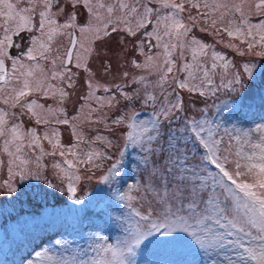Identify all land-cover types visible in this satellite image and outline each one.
<instances>
[{
  "label": "rangeland",
  "instance_id": "1",
  "mask_svg": "<svg viewBox=\"0 0 264 264\" xmlns=\"http://www.w3.org/2000/svg\"><path fill=\"white\" fill-rule=\"evenodd\" d=\"M65 1L68 2L67 5L65 3V6H68L65 10L61 7L64 3L56 5L53 0L52 7L46 10L51 19L56 21L55 25L49 26L56 29L51 40H48L46 35L41 36L38 30L39 12L45 10L40 0L32 5L35 11L31 13L33 20L31 31L25 28L16 35L15 29L20 22L19 18L6 23V18L0 17V40H3L6 34V27L9 29L7 35L12 36V46L6 47L5 53L17 47L22 35L25 40L19 54L5 56L9 59L6 67L8 79L0 81V109L9 113L6 118L9 126L16 123L22 126L24 132L35 131L41 137L40 145L43 148V154L40 147L29 148L27 138L25 139L22 156L30 161L28 167L33 174L38 172L40 178L36 179L34 175L23 180L19 176L12 178L11 182L17 191L9 194L7 189L2 187L10 178L7 172L9 157L3 152L4 138L0 137V160L4 162L0 164V257L4 261H7L9 249L17 252L31 242L30 238L38 228L50 224L54 218L62 214L72 215V212L80 217V223L76 225L82 229V232L75 235V232L66 227L64 222L54 219L53 224L57 225L59 230L36 248L24 264H61V261L71 264L74 258L77 261L83 259L78 253L81 249H92L97 237H107L108 242L113 244L123 238L122 222L130 214L131 209L127 207V201L118 199V194L129 192L130 186L135 193V188L147 180L145 159L149 160L147 168L151 169L149 154L139 146L134 147L128 139L129 133L139 134L140 128L133 129L129 124L139 125L140 122L154 119L160 108V102L165 97L173 98L174 88L175 92L184 99L188 109L185 115L189 118H200V113L204 110L206 118L219 121L221 117L227 116L228 111H234L233 116L227 117L232 123L238 124L246 131L264 129V119L252 117L254 108L259 109L258 107L264 104V56L256 54L264 51V48L255 43L259 40L255 29L252 37L228 35V31L236 27L246 31L249 25L264 21V15L254 7L256 0H246L243 3V18L233 7L242 0H173L184 5V10L180 12L163 7L160 0H122L129 5V9L119 8L121 0H90L91 12L88 7L82 5L83 2L80 4L83 7H80L78 4L73 6L71 0ZM11 2L17 3L18 0ZM249 3L253 6L249 7ZM193 4L198 7H193ZM145 5L153 11L145 20V27L138 28L137 21L143 18ZM217 5H226V7H217ZM29 6L28 0H19V7ZM109 6L114 8L112 13L107 10ZM131 7H135L137 12L131 13ZM70 14L76 18L77 26L68 29L60 27L70 22L68 20ZM172 14H177V18L189 29L186 35L179 38L174 32L172 35H165L170 29L166 27L168 22L163 18ZM24 15L28 14L24 13ZM80 18L83 22L79 21ZM109 20L112 21L107 29L109 36H104L101 31L99 33L101 38L96 39L95 31L85 33L79 31L81 26L88 28L89 22L93 29L102 28ZM113 25L117 28L116 32L111 31ZM128 27L135 31L134 36L128 33L126 30ZM71 29L75 30L77 34L75 40L78 42L73 47L71 63L65 64L63 63L65 47L68 45V33ZM157 35L160 39L156 38ZM34 37L39 38L36 45L32 44ZM193 40L207 45L208 55L198 56L199 62L204 67L211 68L212 52L220 53L229 62L227 69L217 67L211 70V84L206 81L201 84L199 79L192 81L205 92L204 96H200L197 92L190 93L187 89H179L173 83L174 80L178 83L187 77V73L183 70L186 63L195 65L192 60ZM40 43L45 45L44 49H39ZM81 43L90 51L85 52L84 48L80 47ZM248 43H253L251 51L248 49ZM165 44L169 47L165 48ZM28 48L39 49L33 53L35 59L28 58ZM240 52L244 55H240ZM77 53L83 58L81 67L76 66ZM149 57L152 59L149 60ZM13 59L25 66L20 69L18 64L15 76ZM165 60L172 61V64L166 65ZM222 63L217 61L218 65ZM245 65L248 66L249 71H246ZM168 66L173 67L172 73H166ZM29 70L33 73L28 77L33 87L35 82L40 80L44 88L33 90L22 98L21 103L35 100L38 105H43V109L36 111L40 112L42 117H46L49 123L38 124L36 118L28 113L26 108L19 106L12 108L2 102L3 98L11 93L12 88L21 85L23 77L16 79L19 73ZM192 70L196 71L195 66ZM162 73L167 75V81L161 82ZM196 74L203 77L202 72ZM234 76L240 78L243 87L236 85L233 91L225 85ZM90 83L93 85L91 89ZM105 88L109 91H104ZM217 88L219 90L213 95L212 90ZM60 90L68 95L61 97ZM44 92H47V95ZM90 92L94 95L89 96ZM122 93L135 98L132 101L125 100ZM137 93L139 96L136 95ZM148 96H154L156 99L145 102ZM110 98H114L111 106L106 103ZM102 103L103 107H101ZM225 104L228 105V109L218 116V108L222 109ZM48 109L53 110L54 115L50 114ZM93 109L95 111H92ZM259 111L256 110L255 113ZM24 112L30 116L33 124L26 121L27 115ZM263 112L262 110L259 114ZM133 113H135L134 118L126 119L122 125L113 123L114 120L131 116ZM235 113H241L239 119L235 117ZM73 117L77 119L73 120ZM63 119L69 120V123L56 122ZM227 126L231 128V124ZM166 128L167 125L164 130L165 135ZM74 130L80 134L82 140L73 134ZM46 133L52 139V143L43 139ZM260 135V132L252 131V142H259ZM97 136L107 137L112 146L106 147L101 141L96 140ZM57 139L62 145L59 149L53 147ZM161 143L163 144L164 141L161 140ZM61 151L64 152L63 156L60 154ZM91 151L102 152L110 159L100 157L94 158L92 163H83L86 154ZM244 151L251 154L254 150L244 145ZM53 152L55 155L51 154ZM37 157H41L39 162ZM66 161L70 162L72 167H69ZM117 161H120L118 180L104 182L102 177L108 174L107 169ZM69 176H79L80 179L69 181ZM243 179L251 182L249 177ZM70 182L76 189L75 194L68 191ZM100 199L107 204L106 210L109 216L106 218L101 205H97ZM77 200L80 203H77ZM131 203L138 210H142L139 202ZM155 238L165 237L156 234ZM185 252L191 256L190 263L197 260V264H212V260L216 258L215 255L209 256L203 252L197 254L186 247L152 242L137 249L135 264H183L187 262ZM95 255L88 254L83 261L101 258Z\"/></svg>",
  "mask_w": 264,
  "mask_h": 264
},
{
  "label": "snow or ice",
  "instance_id": "2",
  "mask_svg": "<svg viewBox=\"0 0 264 264\" xmlns=\"http://www.w3.org/2000/svg\"><path fill=\"white\" fill-rule=\"evenodd\" d=\"M37 0H28L29 7H19L17 3L11 0H0V17L11 21L19 18V23L16 25L15 34L19 35L20 30H32L33 20L31 13L35 11ZM83 4L92 11L90 0H71L73 5ZM165 8L184 10L182 3L173 2V0H160ZM233 5L236 12L244 16L243 3ZM43 9L39 12L38 30L41 36H47L48 40L52 39L55 28L49 26L55 25L56 21L51 19L47 9L52 7V0H40ZM193 7L198 5L193 4ZM207 6V5H206ZM249 3V7H252ZM104 7V5H100ZM217 7H226V5H217ZM254 7L264 15V0H256ZM120 9H129V5L122 2L119 3ZM108 12L112 13L114 8L108 7ZM153 11L152 8L144 6L143 18L137 21V27H145V20ZM131 13H136L135 7L130 8ZM27 13L28 15H24ZM99 19V17H97ZM166 27L170 31H166L165 35H172L173 32L179 38L187 34L189 29L177 18V14L165 16ZM69 23H65L60 27L64 29L75 28L76 18L71 14L68 17ZM112 21L109 20L103 27L92 28L91 22L89 27L81 26L79 31L85 33L95 31L96 39H100L99 33L103 31L104 36H109L108 25ZM125 23H128L125 21ZM215 23V21L213 22ZM47 29V31H46ZM259 36V40L255 43L260 44L264 48V21L259 24L249 25L245 30L236 27L228 31L229 36H253V30ZM130 35H135V31L128 27L126 29ZM182 30V31H181ZM9 29L5 28V36L0 40V57L7 56L4 52L6 47L12 46V36L7 35ZM112 32H116L117 28L113 25ZM71 36V33H68ZM160 39L159 35L156 37ZM39 38L34 37L32 44L36 45ZM78 41L70 40L74 47ZM192 45V60L195 65L186 63L183 70L187 73L184 80L178 83L174 80L173 83L179 89H187L188 92H197L200 96H204L205 92L197 84L192 81L200 80L201 84L205 81L208 84L212 83L210 72L217 67L227 69L229 62L218 52H212L211 68L204 67L198 56H207V45L193 40ZM182 46V45H181ZM231 46V45H229ZM81 48L84 45L80 44ZM169 45L165 44V48ZM176 47V45H171ZM43 43L39 44V49H44ZM253 43H248V49L251 51ZM39 49L28 48L27 56L29 59H35L34 51ZM85 52L90 51L84 48ZM43 55V53H41ZM244 55L243 52L239 53ZM264 56V51L256 53ZM73 52L67 50L65 58L68 63H71ZM78 61L77 67L82 66V57L79 53L76 54ZM152 58L149 57V60ZM217 61L223 63L218 65ZM23 69L25 66L19 61L13 59L12 67L13 74L17 71V65ZM166 65H171L172 61L165 60ZM195 66L196 71H193ZM140 67V65H137ZM246 71H249L245 65ZM173 67L168 66L166 73H172ZM196 72H202L203 77L197 76ZM33 75L32 71H21L16 79L23 77L19 87H14L11 93L3 98L2 102L12 108L17 106L26 108L27 112L36 118V122L49 123L46 117H42L41 113L36 109H43V105H38L35 100L27 103H21L22 98L29 95L33 90H43V82L37 80L33 87L28 77ZM55 75V74H54ZM61 75H63L61 73ZM8 74L5 69V61L0 58V81H6ZM166 74H161V82L167 81ZM243 87L240 78L234 76L232 80L225 85L231 90H235V86ZM71 86V84H69ZM93 85L90 83L89 88ZM119 90V86H117ZM219 89H213L212 94L215 95ZM104 91H109L105 88ZM47 95V92H44ZM68 94L60 90V96L65 97ZM94 95L93 92L89 96ZM125 100L132 101L135 97L122 93ZM139 96V93L136 94ZM112 99L106 103L111 106ZM156 97L148 96L146 101L155 100ZM99 100V98H97ZM103 107V103L101 104ZM228 105L225 104L222 109L218 108L217 115L219 116ZM184 99L173 89V98L160 102V108L154 119L147 122L129 124V127L136 129L140 128L139 134L134 135L129 133L128 139L133 146H139L151 157V169L147 168L149 160L145 159V171L147 172V180L135 188V193L132 192L130 186L129 192L119 193L118 199L127 201V207L131 209L130 214L122 222L123 238L118 239L114 244L108 242L107 237H97V242L93 247V251L101 257L92 261H77L75 258L71 264H135L136 251L141 245L146 243H160L171 246H181L191 249L199 254L203 252L209 256L215 255L212 264H264V129L257 128L255 130H245L238 124L232 123L227 117L233 116L234 111H228L227 116L221 117L219 121L208 119L205 117L204 110L200 113V118H189L185 115L187 112ZM62 111V110H61ZM92 111H95L94 109ZM48 112L54 115L53 110L48 109ZM9 113L0 109V137L4 138L3 152L9 157L7 161V172L9 180L5 181L2 187H5L9 194L17 191L11 179L19 176L21 180L27 179L34 175V178L39 179V173L33 174L28 167L30 161L23 158L22 152L25 147V139L27 138V147H40L43 154V148L40 145L41 137L33 130L28 132L22 131L20 124L8 125L7 117ZM135 113L131 116L120 117L113 121L114 124H123L126 119H133ZM241 113H235V117L239 119ZM87 118V117H86ZM77 117H73V120ZM57 123L68 124L69 120H57ZM176 126L173 127L172 125ZM231 124V128L227 125ZM166 135H165V126ZM252 131L260 132L259 142H252ZM74 135L82 140L79 133ZM54 135V133H53ZM227 138V139H225ZM43 139H52L46 133ZM97 141H101L106 147H111V141L104 136H97ZM161 140L164 143H161ZM244 145H248L254 151L251 154L244 151ZM53 147L59 149L62 147L57 139ZM14 149V150H13ZM255 150H259L258 152ZM55 155V152L51 153ZM60 154L63 156L64 152ZM76 155V153H72ZM122 155V153H121ZM103 157L110 159L104 153L99 151H91L86 154V160L83 163H92L94 158ZM37 162L41 157H37ZM4 162L0 160V164ZM69 167H72L70 162ZM120 161L112 163L107 169V175L102 177L104 182L117 181L120 176ZM231 165V167H229ZM59 167V165H56ZM243 169V171L241 170ZM249 177L250 181L243 179ZM69 181L80 179L79 176H69ZM68 191L75 194L76 189L70 182ZM137 201L142 205V210H138L131 203ZM80 203L79 200L76 201ZM146 205V206H145ZM156 234L164 239L155 238ZM176 234V235H173ZM152 238V239H150ZM59 243V242H58ZM61 264H67L61 261Z\"/></svg>",
  "mask_w": 264,
  "mask_h": 264
},
{
  "label": "flooded vegetation",
  "instance_id": "3",
  "mask_svg": "<svg viewBox=\"0 0 264 264\" xmlns=\"http://www.w3.org/2000/svg\"><path fill=\"white\" fill-rule=\"evenodd\" d=\"M54 2H55L56 5H59V4L61 5L62 3H64V5H61L62 10H65V9L68 8V6H65V3H66V5H67V3H68V2L65 1V0H62V1H61V0H53V3H54ZM80 4H81V3H80ZM80 4H78V5H79L80 7H83V6H81ZM82 5H84V4H82ZM73 6H75V5H73ZM79 21H80V22H83V19L80 18Z\"/></svg>",
  "mask_w": 264,
  "mask_h": 264
}]
</instances>
